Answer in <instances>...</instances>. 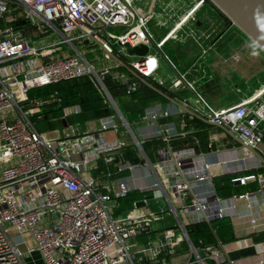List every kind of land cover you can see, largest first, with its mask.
<instances>
[{"label": "built area", "instance_id": "obj_1", "mask_svg": "<svg viewBox=\"0 0 264 264\" xmlns=\"http://www.w3.org/2000/svg\"><path fill=\"white\" fill-rule=\"evenodd\" d=\"M135 1L0 0V264H29L35 253L45 264H171L169 257L185 241L197 256L188 264H204L205 258L217 264L225 261L213 245L205 246L201 255L181 218L192 214L188 222L193 224L227 215L222 199L197 191L203 183L212 186L213 164L188 168L184 158L189 150L173 151L170 146L161 150L163 160L173 163L171 180L159 179L141 190L151 195L136 202L131 212L115 215L116 199L132 189L123 178H111V167L122 172L138 166L124 159V140L106 139L104 131L117 124L103 120L96 130L69 124L41 132L33 122L49 100L29 98L30 89L86 74L96 79L117 109L105 84L112 68H98L83 47L86 41L93 42L110 58L111 54L132 57L128 47L151 45L149 23L154 14L139 11ZM21 18L31 22L32 30L17 26ZM117 27L125 30L115 33ZM168 36L154 43L160 48ZM127 63L143 77L153 76L157 70L151 53L129 58ZM117 76L125 80L128 93L138 89L140 83L134 76ZM181 84L178 79L173 86ZM206 106L203 116L226 126L245 146L257 149L263 143L264 94L222 110ZM79 111V106H69L64 116ZM157 116L151 114L150 118ZM137 144L142 148L139 140ZM97 170L100 177H110L105 191L92 175ZM256 179L251 174L233 181L246 184ZM251 196L245 192L231 199L236 202ZM151 200L155 207L146 210ZM168 214L177 218L175 227L162 230L161 238L139 241L152 222Z\"/></svg>", "mask_w": 264, "mask_h": 264}, {"label": "crops", "instance_id": "obj_2", "mask_svg": "<svg viewBox=\"0 0 264 264\" xmlns=\"http://www.w3.org/2000/svg\"><path fill=\"white\" fill-rule=\"evenodd\" d=\"M136 7L141 12L154 14L149 30L156 44L169 35L162 47L150 45L149 53L155 56L157 70L153 76L145 78L152 84L156 82L161 85V90L182 106L166 97V100L149 103L140 120L131 122L132 134L123 124L122 116L130 122L126 113L115 101L117 109L114 108V114L78 127L81 130L100 129L103 120L117 124V127L105 130L104 135L109 141L124 140L127 143L123 150L124 159L138 166L122 172H117L112 166L114 174L111 178H123L132 190L147 189L159 179L166 183V177L168 181L171 180L173 163L163 160L161 156V150L169 146L173 151L189 150L184 158L188 168L195 165L200 167L206 162L213 164L212 186L206 182L197 191L222 199L225 216L232 223L233 240H219L215 245L212 244L225 258L220 264H232L230 260L235 264H260L261 259H264V238H260L264 232V161L237 140L240 139L238 136L235 138L220 126L194 116L184 107L204 117L206 105L222 110L264 94V50L210 0H148L145 5ZM113 30L120 33L125 29L117 27ZM92 45L87 49L83 47V51L85 55L90 54L89 58L86 57L98 68H115L119 65L112 56L106 58L99 45ZM133 57L139 56L120 58L127 62ZM178 79H182V84L173 86ZM125 102L131 104L130 101ZM164 111L170 113L165 115ZM157 113V118H150L151 114ZM147 115L149 118H146ZM136 139L141 142L142 148ZM256 150L264 158V141ZM251 174H255L258 179L246 184L233 181L235 177ZM92 175L96 176L101 189L105 191L104 185L109 183L110 177H100L98 170L93 171ZM222 177H230L234 187H229L225 181H218L217 185L215 180ZM245 192L252 193V196L232 201L233 195ZM154 204L155 201L151 200L145 209L154 208ZM194 215L199 217L198 213ZM190 216L192 214L181 215L187 227L192 225L188 222ZM177 224V218L168 214L163 220L151 223L146 230L151 233L148 238H161L159 233L162 230ZM138 239L141 242L147 240L141 239V235ZM199 251L204 256V248ZM35 254L28 263L40 258L38 253ZM196 259L187 241L179 246L175 255L169 257L171 264H188ZM204 264L217 262L205 258Z\"/></svg>", "mask_w": 264, "mask_h": 264}, {"label": "trees", "instance_id": "obj_3", "mask_svg": "<svg viewBox=\"0 0 264 264\" xmlns=\"http://www.w3.org/2000/svg\"><path fill=\"white\" fill-rule=\"evenodd\" d=\"M0 25H3L2 21ZM17 26L26 31H30L33 28L31 22L25 18L19 19ZM92 44L94 43L86 41L84 49L93 47ZM96 46L94 45V47ZM170 50L168 49V51ZM86 55L89 58L90 54L86 53ZM125 59L127 60L128 58L125 57ZM122 73L127 77L131 76L133 78L127 68L118 65L106 75L105 84L119 108L126 113V117L130 122L140 120L149 103L157 100H166L164 96L140 80L138 89L128 93L125 81L117 76ZM154 84L162 89V86L158 83L154 82ZM28 96L29 98L49 100V103L43 107L41 114L33 117L36 128L41 132L62 128L69 124L84 126L88 121L97 120L115 113V109L107 95L96 79L89 74L32 88L29 90ZM125 101H130L131 104ZM69 106H79L80 111L76 114L64 116V109ZM144 147L147 149L146 145ZM101 165L103 167V162H101ZM215 181L217 185L218 181H225L229 187H234L230 177L218 178ZM150 195V192L137 189L131 190L126 196L116 199L117 204L113 209V213L115 215H123L131 210L136 202ZM187 230L194 245L200 250L207 245H215L219 240L229 242L234 238L232 223L227 216L213 219L211 222L189 225ZM148 236H151L148 231L141 233V239H148ZM260 238H264V232L260 234Z\"/></svg>", "mask_w": 264, "mask_h": 264}, {"label": "water", "instance_id": "obj_4", "mask_svg": "<svg viewBox=\"0 0 264 264\" xmlns=\"http://www.w3.org/2000/svg\"><path fill=\"white\" fill-rule=\"evenodd\" d=\"M210 1L213 2V4H215L217 8L221 10L239 28H241L243 32L251 40H253L262 50H264V0H210ZM153 45L156 46L154 42L151 43V46ZM151 46L142 43L134 47H128V53L130 55L144 57L151 50ZM111 56L119 63V65L127 68V70L134 76L135 79H138L141 82L145 83L146 85H148L149 87L160 93L162 96L166 97L171 102H174L182 106L175 99L165 94L163 90H161L160 88L149 82V80H147L142 75L138 74L136 71H134L128 65V63L122 60L119 56L115 54H111ZM184 108L186 109L187 112L193 114L194 116H198L208 122H211L210 120L202 116H199L198 114H195L190 109L186 107ZM132 125L133 124L131 122H127V126L132 127ZM218 126L225 129L229 134L237 138L236 135L233 132H231L226 126L224 125H218ZM237 140H239L242 144H244L240 139L237 138ZM247 147L252 152H254L255 155H257L259 158H261L264 161V158L260 155V153L256 149L249 146Z\"/></svg>", "mask_w": 264, "mask_h": 264}, {"label": "rangeland", "instance_id": "obj_5", "mask_svg": "<svg viewBox=\"0 0 264 264\" xmlns=\"http://www.w3.org/2000/svg\"><path fill=\"white\" fill-rule=\"evenodd\" d=\"M146 1H148V0H136L135 1V5L136 6H143V5H145V3H146ZM60 38V36H57V39H59ZM49 42V41H48ZM78 44V43H77ZM165 62V61H164ZM168 66V65H167ZM169 205L168 204H166V207H168ZM35 256H36V254H35ZM29 264H45L40 258H37V260L35 259L34 261H32V262H29Z\"/></svg>", "mask_w": 264, "mask_h": 264}]
</instances>
